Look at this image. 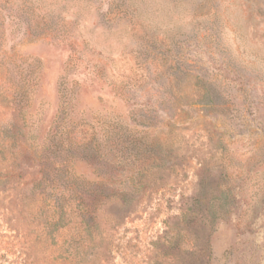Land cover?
Instances as JSON below:
<instances>
[{"label": "rangeland", "instance_id": "374dc122", "mask_svg": "<svg viewBox=\"0 0 264 264\" xmlns=\"http://www.w3.org/2000/svg\"><path fill=\"white\" fill-rule=\"evenodd\" d=\"M0 264H264V0H0Z\"/></svg>", "mask_w": 264, "mask_h": 264}, {"label": "trees", "instance_id": "16d2710c", "mask_svg": "<svg viewBox=\"0 0 264 264\" xmlns=\"http://www.w3.org/2000/svg\"><path fill=\"white\" fill-rule=\"evenodd\" d=\"M107 128H109V129H111L113 132H116L117 133V131H115V130H122V128L121 127H119V129H118V127H117V124L115 123V122H108L107 123ZM110 130V131H111ZM115 133V134H116ZM60 146H61V144H60ZM60 146H58L57 148H58V150L57 151H62V147L60 148ZM73 148V144L72 143H70V145H68L67 146V149H65L67 152H70V150ZM59 149H61V150H59ZM75 149H80V150H82V151H87L88 153H93L94 152V149H95V146L93 147V145L90 143V144H85V145H83V146H76V148ZM65 162V161H64ZM56 164H58V165H56L57 166V168L58 167H60V165H61V163H57L56 162ZM62 164H64V163H62Z\"/></svg>", "mask_w": 264, "mask_h": 264}]
</instances>
